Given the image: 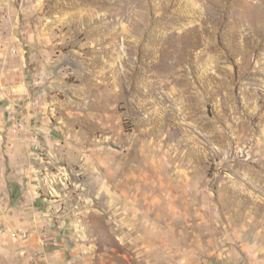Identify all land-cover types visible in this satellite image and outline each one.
Here are the masks:
<instances>
[{
    "label": "rangeland",
    "instance_id": "obj_1",
    "mask_svg": "<svg viewBox=\"0 0 264 264\" xmlns=\"http://www.w3.org/2000/svg\"><path fill=\"white\" fill-rule=\"evenodd\" d=\"M0 219L16 264H264V0H0Z\"/></svg>",
    "mask_w": 264,
    "mask_h": 264
},
{
    "label": "crops",
    "instance_id": "obj_2",
    "mask_svg": "<svg viewBox=\"0 0 264 264\" xmlns=\"http://www.w3.org/2000/svg\"><path fill=\"white\" fill-rule=\"evenodd\" d=\"M16 218V216H15ZM19 220V224H20V219ZM15 225H18V223H15ZM22 226V225H21ZM17 248V247H16ZM15 247L10 244V242H6L4 240V236H0V259L2 257H8V261L7 263H1L0 264H16V255H15Z\"/></svg>",
    "mask_w": 264,
    "mask_h": 264
},
{
    "label": "built area",
    "instance_id": "obj_3",
    "mask_svg": "<svg viewBox=\"0 0 264 264\" xmlns=\"http://www.w3.org/2000/svg\"><path fill=\"white\" fill-rule=\"evenodd\" d=\"M23 127H24V124L22 122H15L14 128L16 131L21 130ZM0 221L2 222V219H0ZM28 236H29L28 230L19 229V230L10 231V237H13L15 239L18 238V239L25 240L28 238Z\"/></svg>",
    "mask_w": 264,
    "mask_h": 264
}]
</instances>
